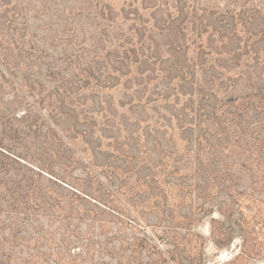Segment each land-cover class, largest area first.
I'll return each mask as SVG.
<instances>
[{"label": "rangeland", "instance_id": "obj_1", "mask_svg": "<svg viewBox=\"0 0 264 264\" xmlns=\"http://www.w3.org/2000/svg\"><path fill=\"white\" fill-rule=\"evenodd\" d=\"M0 264H264V0H0Z\"/></svg>", "mask_w": 264, "mask_h": 264}]
</instances>
